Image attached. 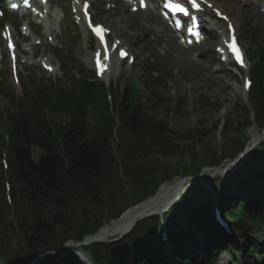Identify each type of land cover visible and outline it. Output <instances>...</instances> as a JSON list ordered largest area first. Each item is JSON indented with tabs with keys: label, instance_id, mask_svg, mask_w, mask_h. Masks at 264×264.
Here are the masks:
<instances>
[{
	"label": "trees",
	"instance_id": "1",
	"mask_svg": "<svg viewBox=\"0 0 264 264\" xmlns=\"http://www.w3.org/2000/svg\"><path fill=\"white\" fill-rule=\"evenodd\" d=\"M249 38L258 46L252 56L255 86L251 102L264 127L261 31L256 30ZM145 85L152 90L146 100L149 106L133 85L127 92L129 100L122 102L117 97L113 112L103 90L84 79L74 84L70 94L44 90L28 95L26 104L22 100L16 103L15 97L9 96L8 122L0 130V227L4 230L0 231V238L16 240L19 248L9 252V243L3 241L0 264H28L45 252L59 249L66 240H83L103 224L119 218L131 205L153 195L165 181L196 174L203 166L218 165L243 150L247 138L230 134L229 130L237 128L229 117L224 124L223 144L217 142L197 151L189 146L193 157L183 165L161 160L157 153L179 150L176 139L184 138L161 116L171 107L170 100L157 94L161 84L150 73ZM201 105L208 106L207 97H203ZM178 109H183V104H178ZM90 116L95 118L94 124L89 122ZM204 133L199 128L185 136ZM33 146L42 151L38 161L32 156ZM151 150L156 152L149 153ZM5 153L8 171L2 164ZM253 156L264 164L260 153ZM8 174L11 202L5 186ZM263 175L258 168L237 169L232 182L236 181L247 197L222 200L225 216L236 223L247 239L256 234L264 240V193L259 198L254 187L250 188ZM207 183L209 188L200 182L188 186L163 221L158 217L142 220L121 240L90 246L87 250L94 263L213 264L217 249H226L236 242L223 237L212 215L213 208L201 201L212 200L214 193L221 198L224 181L216 178ZM182 218L189 221L187 227L182 225ZM163 227L170 231L171 254L166 253ZM196 234L209 238L208 242L202 245L196 241ZM250 243L259 249L255 240ZM42 264L83 263L68 253L62 260L47 256Z\"/></svg>",
	"mask_w": 264,
	"mask_h": 264
},
{
	"label": "rangeland",
	"instance_id": "2",
	"mask_svg": "<svg viewBox=\"0 0 264 264\" xmlns=\"http://www.w3.org/2000/svg\"><path fill=\"white\" fill-rule=\"evenodd\" d=\"M72 1L53 0L51 2V18L48 19V24L54 23L57 32V36L56 34L51 36L53 38L52 42L47 37L44 39L39 35L40 33L47 35L44 28L36 31L42 44L35 47L34 51L45 53L51 57L57 66V70L53 74H50L46 73L39 65H20L22 81L20 85L15 87L17 93L21 94L23 88L27 86L31 78L30 76L38 78L45 83L68 84L67 80L61 76L60 60L66 56V52L72 43L74 45L69 53L72 54L75 64L79 63L85 70L91 68V65L86 62V58L88 55H91L89 47H94V45L96 47L97 44H94L93 39L90 36H86L83 30L76 26L72 22V19L69 18V10L67 9L70 8L71 10ZM94 1L95 5L93 8L97 20L109 26L113 30L114 36L122 38L130 50L138 56L136 66L127 71L125 77L117 78L116 81H121V89L123 90L124 85L128 82L136 80L135 82L138 83L141 92V99L146 101L149 91L143 85L144 73L148 70V66L157 68L156 76L159 80L166 83V88L161 90V94L173 100H179L181 98H184L185 101L187 100L184 113L177 114L167 111V120L176 128H179L180 133H183L181 130L185 131L195 128L205 130L204 135L195 134L192 137L185 136L187 133H184V139H176L180 148L179 150L174 149L167 152L168 154L157 153V157L168 163H179L178 165H183L185 163L184 161H189L193 157L190 152L192 148H195L197 151L205 149L211 144L215 145L217 142L223 144L224 130L222 131V128L225 117H231L235 121L237 119L235 109H237L236 105L238 102L241 105H250L249 101L243 97L242 80L245 77V72L237 71L229 65L222 63V60L215 50V47L222 41L225 24H218L217 32H212V35L202 45L187 48L182 53H179L175 48H171L170 50L167 46L168 37L165 36V33L162 35L163 38L159 40L162 24L153 18H148L157 13L156 6L151 5L153 9L151 11L133 13L122 0ZM214 2L215 5L221 8L223 7L222 9L231 15L232 21L238 28L241 41L246 48H249V45L245 38H243V35L248 28H262L264 35V17H255V11L261 13L259 3L264 2V0H258L255 5L252 4L255 11L251 9L253 7L251 2L255 3L256 0H213ZM65 3L68 4L64 7L63 11L56 9L57 4L64 6ZM123 18H126V20L124 21ZM7 19L12 20L16 25H18L20 20L17 14H9ZM3 21L0 20L1 23ZM147 29L149 31H146ZM174 41L178 42L177 38H172L169 43L172 44ZM138 44L140 45L138 46ZM7 68L8 66L5 62L0 64V83L3 85H7L11 80ZM72 73H75V70ZM202 97L208 98V106L203 107L200 104ZM7 103V99L0 95V107L6 106ZM218 103L222 105V108H213L210 106L214 104L218 106ZM200 105L202 108H199ZM245 108L247 111L244 113L252 115V111L249 112V108ZM89 121L93 123V119H89ZM1 124L2 119H0V128ZM254 130L259 132L264 131L252 118L251 123L242 130L239 129L237 131L232 129L229 131L230 134L233 131L236 133L241 132V137H248L249 142ZM257 148L262 149L260 145ZM154 152L156 151L151 150L149 153ZM39 153L40 150L34 148L36 158ZM246 157L247 155L242 156L236 164L229 166L226 172L218 174L219 171H207L203 177L214 178L216 176H222L226 184H228L232 180V171L243 165V160ZM227 160L223 164L227 163ZM224 188L234 189L236 186L232 183L231 185H225ZM10 218H13V216ZM0 231L3 232V228L0 227ZM3 241L9 243V252L14 253L18 250L19 243L16 240L10 238L2 240L0 238V245ZM246 253L247 251L245 249L244 255ZM232 254L234 255V253ZM220 258L222 264H231L232 257L230 256V252L221 254ZM32 261V259L29 260L28 264ZM236 264H248V261L244 257L243 262L238 261Z\"/></svg>",
	"mask_w": 264,
	"mask_h": 264
},
{
	"label": "bare ground",
	"instance_id": "3",
	"mask_svg": "<svg viewBox=\"0 0 264 264\" xmlns=\"http://www.w3.org/2000/svg\"><path fill=\"white\" fill-rule=\"evenodd\" d=\"M153 4L157 2V0H150ZM255 3L251 2V5ZM253 6V5H252ZM252 10H254V6L251 7ZM255 11V10H254ZM255 17L260 18L264 17V13H258L255 11ZM148 18H155L160 21V23H164L159 14L155 13ZM124 21L126 18H123ZM83 26V24H82ZM51 30V28H49ZM164 32H166L165 36L168 37L167 46L170 48H175L179 53H182L187 48L178 44L177 42H173L172 44L169 43V41L173 38L170 36L172 34V30L168 28L167 26H164ZM146 31H149L148 29ZM160 40V39H159ZM93 58V55L91 56V60ZM112 75V73H110ZM108 77V76H107ZM110 79V77H108ZM126 100H129L130 94H125ZM148 106L150 103L147 104ZM251 109H253V105L250 106ZM256 132V133H255ZM253 137L261 136V132L255 130ZM261 134V135H260ZM183 188L181 179H175L174 181L167 183L165 186H163L158 193L152 198H150L148 201H146L142 206L131 209L128 212L125 213L123 218L117 222V223H111L110 225H107L101 229V231L98 232L97 236L95 237L96 241L105 242L110 238H113L116 235H119L121 233H124L128 229L134 226L135 222L139 217L143 216V218H147L149 213L153 214H162L163 209L166 208L169 203L175 199L178 194L181 192ZM92 237L88 238L91 240ZM77 251H79V255L86 263H89L90 259L89 257L84 253V246L79 245V248H76ZM41 259V256L36 257L35 260L39 262Z\"/></svg>",
	"mask_w": 264,
	"mask_h": 264
},
{
	"label": "snow or ice",
	"instance_id": "4",
	"mask_svg": "<svg viewBox=\"0 0 264 264\" xmlns=\"http://www.w3.org/2000/svg\"><path fill=\"white\" fill-rule=\"evenodd\" d=\"M191 4H192V6H194V7H198V5H197V3H196V0H191ZM16 5H13V7H15ZM173 7H178L179 8V10L180 11H184L185 13H187V9L186 8H183V7H180L179 5H173ZM194 19V18H193ZM225 19H227V17H225ZM97 32H98V34L100 33V29H99V27H97V29H95ZM235 39V37H233V40ZM230 47L234 50V51H236L237 52V59L239 60L240 59V55H239V52H238V50L235 48V45L233 44V45H230ZM122 56L123 55H126V53H124L123 51H121V53H120ZM99 55V54H98ZM243 61L241 60V63H242Z\"/></svg>",
	"mask_w": 264,
	"mask_h": 264
},
{
	"label": "water",
	"instance_id": "5",
	"mask_svg": "<svg viewBox=\"0 0 264 264\" xmlns=\"http://www.w3.org/2000/svg\"><path fill=\"white\" fill-rule=\"evenodd\" d=\"M191 180H194V178H190V177L182 178V185L186 184L187 182H190ZM144 203H145V202L140 203V204L137 205L135 208H138V207L142 206ZM149 214H150V213H149ZM124 215H125V213H124L119 219L115 220L113 223H117V222H119V221L123 218ZM140 218H143V216H141ZM97 234H98V233H96V234L91 238V240H89L88 243L95 242V241H96L95 237L97 236Z\"/></svg>",
	"mask_w": 264,
	"mask_h": 264
}]
</instances>
